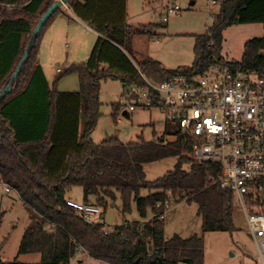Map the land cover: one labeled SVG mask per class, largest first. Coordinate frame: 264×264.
I'll list each match as a JSON object with an SVG mask.
<instances>
[{"label":"trees","instance_id":"obj_1","mask_svg":"<svg viewBox=\"0 0 264 264\" xmlns=\"http://www.w3.org/2000/svg\"><path fill=\"white\" fill-rule=\"evenodd\" d=\"M57 1L0 0V91L18 67L37 23ZM217 2L219 11L207 33L195 34L193 65L167 69L149 56L135 61L134 39L160 34L157 24H128L127 0H67L72 12L98 34L86 62L64 72L79 76L77 92L51 88L39 61L42 32L64 11L59 8L48 19L12 90L0 99V177L31 212L18 254L39 253L41 259L34 264H72L80 253L107 264H204L203 235L165 234V202L171 197L197 203L203 233L234 230V197L216 182L220 167L197 162L177 124L168 121L163 138L152 140L140 136L123 142L113 136L95 143L91 137L100 117L102 79H118L125 88L144 83L139 70L156 82L181 72L204 73L224 59L223 32L228 27L264 22V0ZM263 49L264 37L247 40L238 61L242 69L264 76ZM119 111L120 104H113L114 118ZM166 135L175 139L166 141ZM168 157L177 158L174 168L148 180L145 165ZM76 187L82 189L84 203L106 208L119 195L124 213L135 202L142 218L149 211L153 217L107 230L68 205L67 194ZM142 189L150 193L140 196ZM2 219L0 213V227ZM0 264L23 263L0 257Z\"/></svg>","mask_w":264,"mask_h":264},{"label":"rangeland","instance_id":"obj_2","mask_svg":"<svg viewBox=\"0 0 264 264\" xmlns=\"http://www.w3.org/2000/svg\"><path fill=\"white\" fill-rule=\"evenodd\" d=\"M127 0L128 24H157L155 37L138 36L132 45V55L139 64L149 56L162 63L167 69L187 68L195 61V34H205L212 25L214 14L219 11L218 4L210 0ZM171 3H179L182 10L179 14L169 16L164 20L166 8ZM218 3V2H217ZM10 7V6H8ZM223 57L232 61H240L244 44L253 37H264V22L259 24H240L228 27L224 32ZM97 33L79 22L72 20L63 12L56 13L41 35L44 45L41 62L46 70L50 87L61 92H77L80 90V80L76 73L64 74L72 64L85 63L97 40ZM146 74V73H144ZM152 77L150 73L146 74ZM124 88L120 80L107 77L101 80L99 99L101 102L100 117L91 137L95 143H100L110 137H118L123 142L136 141L140 136L146 140L163 138L166 115L159 109H137L128 118L122 115L128 101L124 98ZM113 104H120V111L113 117ZM166 141L175 139L166 135ZM177 162L176 157H168L145 165L148 180H155L172 170ZM188 167V165H185ZM7 184L0 177V213L3 215L0 227V256L6 260H17L23 264H34L40 261L39 253L18 254L23 233L31 221V212L18 193L11 188L5 190ZM147 189L140 191V196H146ZM82 202L83 191L76 187L67 194V199ZM168 212L164 217L165 234L167 237L178 233L184 237L203 235L205 240L204 264H261V258L250 233L245 216L235 205L233 231H202V220L198 215V205L195 202H176L171 197ZM96 203V201L92 200ZM100 207V205H99ZM101 214L94 218L95 223H102L107 230H113L126 222L152 219L149 211L142 218L135 202L131 203V211L124 213L121 198L110 201L106 208L100 207ZM264 257V251H263ZM82 259L81 263L79 260ZM72 264H107L96 261L80 253L72 259Z\"/></svg>","mask_w":264,"mask_h":264},{"label":"built area","instance_id":"obj_3","mask_svg":"<svg viewBox=\"0 0 264 264\" xmlns=\"http://www.w3.org/2000/svg\"><path fill=\"white\" fill-rule=\"evenodd\" d=\"M181 10L179 3H171L164 20ZM139 72L144 83L124 88L126 109L130 114L137 109L162 110L167 118L161 121L164 128L168 121L178 125L197 162L220 167L216 182L232 191L264 264V76L243 70L227 57L204 73L181 72L161 82ZM67 203L88 222L101 216L97 205L72 199ZM169 205L167 200L165 206Z\"/></svg>","mask_w":264,"mask_h":264},{"label":"water","instance_id":"obj_4","mask_svg":"<svg viewBox=\"0 0 264 264\" xmlns=\"http://www.w3.org/2000/svg\"><path fill=\"white\" fill-rule=\"evenodd\" d=\"M67 0H58L57 2H55L44 14L43 16L41 17V19L39 20V22L37 23L36 27L34 28L33 32H32V35H31V38L29 40V44L24 52V55L18 65V67L16 68L14 74L12 75L8 85L2 89L0 91V99L5 97L13 88V85H14V82H15V79L17 78V76L19 75V72L23 66V64L25 63V61L27 60L42 28L44 27V25L47 23L48 19L59 9V8H62L63 6H66ZM122 115L123 116H126V117H130V112L126 109L122 112ZM102 217V215L100 216Z\"/></svg>","mask_w":264,"mask_h":264},{"label":"crops","instance_id":"obj_5","mask_svg":"<svg viewBox=\"0 0 264 264\" xmlns=\"http://www.w3.org/2000/svg\"><path fill=\"white\" fill-rule=\"evenodd\" d=\"M196 4V0H192L191 1V5L192 6H194ZM215 4H218V3H215ZM218 6H219V4H218ZM63 11H64V13L68 16V17H70L72 20H74V21H76V22H79V23H81L82 25H84L85 27H87V28H91L87 23H85V22H83V21H81L73 12H72V10L66 5V6H63L62 8H61ZM259 24V23H258ZM92 29V28H91ZM94 30V29H93ZM97 33V32H96ZM98 35V34H97ZM44 45H43V43H41V46H40V49H39V61H40V63H41V65H42V67H43V70H44V72H45V75H46V77H47V74H46V70L44 69V66H43V64H42V62H41V56H42V53H43V51H44ZM223 55V54H222ZM47 80H48V77H47ZM48 82H49V80H48ZM50 84V83H49ZM130 116H131V114H130ZM71 199V198H70ZM76 201V200H75ZM1 257V259L2 260H6L4 257H2V256H0ZM91 258V257H90ZM91 259H94V258H91ZM96 261H101V260H98V259H95ZM81 261H82V259H80L79 260V262L81 263Z\"/></svg>","mask_w":264,"mask_h":264}]
</instances>
